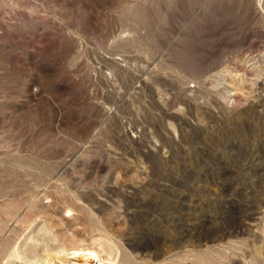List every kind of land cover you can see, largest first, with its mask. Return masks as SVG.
<instances>
[{
	"label": "rangeland",
	"instance_id": "374dc122",
	"mask_svg": "<svg viewBox=\"0 0 264 264\" xmlns=\"http://www.w3.org/2000/svg\"><path fill=\"white\" fill-rule=\"evenodd\" d=\"M31 219L264 264V0H0V249Z\"/></svg>",
	"mask_w": 264,
	"mask_h": 264
},
{
	"label": "bare ground",
	"instance_id": "6f19581e",
	"mask_svg": "<svg viewBox=\"0 0 264 264\" xmlns=\"http://www.w3.org/2000/svg\"><path fill=\"white\" fill-rule=\"evenodd\" d=\"M65 212L69 214L71 208H66ZM99 225L94 228L95 232L90 234L89 241L84 242L83 239L75 238L73 234H59L55 230V226L46 222V220L35 221V219H31L14 239L8 242L5 241L4 248L0 249V258H4L12 264H33L34 262L49 264L51 260L55 259L58 260L59 264H63L70 263L77 258L92 260L95 264H117L122 260L132 261L131 254L121 250L117 236L105 229L101 223ZM40 251L45 254H40ZM208 254L197 255L193 253L192 255L187 252L181 256H175V258H168L167 261L162 258L163 262L161 261L162 263L159 264H185L188 256L191 255L196 258L195 261H192V264L199 262L214 264L216 262H214L215 258Z\"/></svg>",
	"mask_w": 264,
	"mask_h": 264
}]
</instances>
